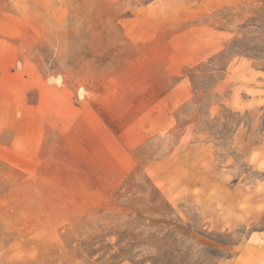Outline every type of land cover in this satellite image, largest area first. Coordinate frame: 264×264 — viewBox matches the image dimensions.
Segmentation results:
<instances>
[{
    "label": "rangeland",
    "instance_id": "rangeland-1",
    "mask_svg": "<svg viewBox=\"0 0 264 264\" xmlns=\"http://www.w3.org/2000/svg\"><path fill=\"white\" fill-rule=\"evenodd\" d=\"M239 10L219 0H0V78L28 86L29 103L35 83L63 89L69 109L66 157L0 151V264H217L264 231L251 188L264 169L234 137L252 130L256 148L264 113L225 108L230 88L216 90L239 58L264 70V0ZM197 13L224 45L184 70L190 98L157 123L152 90L176 84L165 69L172 55L188 57ZM139 61L146 70L131 71ZM89 104L115 137L111 155L93 161L75 140V112Z\"/></svg>",
    "mask_w": 264,
    "mask_h": 264
},
{
    "label": "crops",
    "instance_id": "crops-1",
    "mask_svg": "<svg viewBox=\"0 0 264 264\" xmlns=\"http://www.w3.org/2000/svg\"><path fill=\"white\" fill-rule=\"evenodd\" d=\"M258 2L259 0H219L220 9L236 7L241 8L239 10L241 13H249L250 8ZM202 8L201 12L205 13L207 6L204 5ZM197 12H200L199 8H197ZM199 14L201 13L195 15L197 22L193 23L194 33L187 48L188 57L185 58L186 56L183 54L181 56L172 55L171 64L165 69L167 79L178 77L176 84L165 89L161 82L152 90L161 95L159 100L153 104L154 120L157 123L163 121L165 110L177 109L190 98L191 89L187 78L183 76L184 70L209 59L224 45L225 32L217 30L212 22L198 20ZM144 41L146 43L149 40H133L136 43ZM147 51L149 50L145 52ZM133 64H135L131 66L133 72L146 70V65L141 61L139 64ZM11 74L15 75V72ZM60 78V84H62L63 77ZM139 78L142 77L139 75ZM8 80L11 79L2 73L0 78V151L10 150L13 156L22 159L46 156L66 157L68 153L69 109L65 91L46 88L35 83L32 88L37 91V98L34 103H29L27 100L28 86L19 82L18 85L12 87ZM34 80L38 82L35 78ZM227 88H230V94L222 101L223 107L237 112L249 111L254 114L256 111H260V113H264V70L257 69L252 59L242 57L229 66L225 76L216 85L218 92H223ZM146 92L145 86H139L137 93L145 94ZM87 105L78 107L75 112V140L81 156L89 157L93 161L94 158L101 156V150L105 155H111L115 137L104 118L95 111L92 105L89 104V107ZM140 110H144V106L140 105ZM138 118L139 126L147 125L148 111L141 113ZM253 120V124L258 123V118L256 119L254 115ZM234 137L242 143L241 146L250 143L247 149L248 159L257 167L260 166L261 169H264V125L261 130L260 144H257L256 148H252V130L247 133L237 130ZM94 163L92 162L90 168L87 167L85 171L86 176L91 174L92 188L94 183L99 181V164ZM107 172L110 171L107 170ZM112 172L115 170L112 169ZM262 184L264 186L263 182H255L251 188L256 190L254 192H259L258 199L264 202ZM258 189L260 191H257ZM217 264H264V231L252 232L248 236L245 246H240L237 253L229 258L220 259Z\"/></svg>",
    "mask_w": 264,
    "mask_h": 264
},
{
    "label": "bare ground",
    "instance_id": "bare-ground-1",
    "mask_svg": "<svg viewBox=\"0 0 264 264\" xmlns=\"http://www.w3.org/2000/svg\"><path fill=\"white\" fill-rule=\"evenodd\" d=\"M56 81H57V83H59L60 82V79H57Z\"/></svg>",
    "mask_w": 264,
    "mask_h": 264
}]
</instances>
